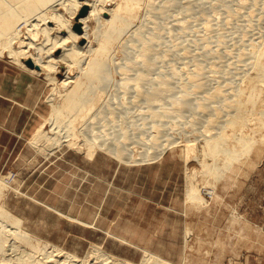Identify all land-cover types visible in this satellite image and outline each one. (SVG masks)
Instances as JSON below:
<instances>
[{
  "label": "rangeland",
  "instance_id": "rangeland-1",
  "mask_svg": "<svg viewBox=\"0 0 264 264\" xmlns=\"http://www.w3.org/2000/svg\"><path fill=\"white\" fill-rule=\"evenodd\" d=\"M78 1L82 0H65L63 4L57 5V10L56 8L55 10L62 16L65 22L70 20L76 23L75 21L81 14V9L78 11V8L75 6ZM150 1L151 0H144L139 5L140 7L137 8L136 17H138V20H136V18L134 19L135 27L132 31L141 26L142 28L139 27L136 30L142 31L140 33L143 35L145 34L146 36L144 35V37L147 38V40L153 35L151 33L155 34V31L156 34L158 32L161 34V40H159L161 43L155 44L157 47L154 46L155 48L151 49L155 56L157 55L155 52L158 53L157 58L153 57L155 61L157 59L158 63L151 60L153 62L152 65L154 63L155 65H153V67H149L152 65H148V67L153 71L148 70V67H146L147 70L145 69L150 75L145 72L144 75L146 74V76H143V78L141 76L136 77L137 75H134L136 72H133L131 69L128 71V67L125 64H129L132 60L130 64L133 62H135V64L136 62L139 65L141 64V56L138 55L140 54L139 49H141V43H136V40H138L137 38H134L136 40L132 38L134 42H131L132 40L130 38L133 35L132 33L123 35L118 42H115L109 51L110 53L108 52V54H110L108 55V67L112 72L111 78L113 79L108 89L111 90L113 94L115 93L120 96V101H117L114 107H119L118 109L124 110L127 116L118 117L119 113L117 112V114L112 116L114 118L96 117L95 119L97 120H95L92 117L89 123H87L88 121L85 123V127L87 126L86 129L85 127L83 129V131H85L88 130L89 127H91V129L94 127V132L99 133L98 129L104 126V134L105 136L108 135L105 137L108 140L107 142L123 141L129 148H133L132 151L135 155L138 153L145 155V151L156 154L154 152L157 149L156 146L152 145L154 148L151 147L149 151L148 146L146 147L143 143L146 142V139H150L152 135L154 136L156 132H161L157 140L158 144L166 140L176 141L175 145L166 148L167 151L157 160L143 163L139 161L138 163L128 164L120 162V159L112 156L107 150L99 149L98 146L95 147L96 154L91 158L87 153L89 152L88 146L84 145V138L81 134L76 137L79 147H70L71 145L64 143L62 146L59 145L61 147L59 148L58 144L56 145V143L52 142L54 140L48 142L44 138L37 139L38 137H35L36 133L42 127L48 135H52L53 133L50 131L51 123L48 121L53 112V107L49 99L52 96L57 102L63 101L67 91L64 90L65 88L62 87L61 82L63 78H65L66 69L57 70L60 71L59 74H55L54 71L56 69L53 70V72H51V70V76L57 79L56 81H51L43 75L37 76L35 73H32L19 61L10 57L8 52L10 48L17 51L18 45H20L21 42H24L25 46H27V43L30 41L34 43V45L28 49L30 54H35V50L39 47L46 48L45 52L48 51V49H51L53 46L52 40L49 39L50 43L47 44L46 42H49V40L43 35L41 29L44 28L47 23L49 27L53 28L55 24L53 21L47 23H45L44 20V22L39 21L37 28L34 30L37 31V33L39 32L38 36L40 35L39 37L37 36L38 39H36V37L30 36L27 29L24 30L26 27L24 20L25 17L30 14V7L32 5H42L44 2L48 3V0H0V43L4 42V40L12 42L10 48L5 47L0 51V178H2V180L4 179L3 182L6 186L5 194L0 197V204L3 203L4 208L8 212L20 219L22 230L31 236L28 245H25L27 242L24 243L18 240V243H21L23 248V252H18H20L19 254L25 255L26 252L31 253L33 247L38 248L39 245V250H41H37L33 253L36 258L42 257L40 253L45 247L47 252H52L54 255L59 256V258L61 257L63 261L65 254L75 256L77 259L81 260L89 255L97 256V253L101 254L100 252H103L118 259L122 258L121 260L126 262H132V264H141L147 252L170 264H264V139L261 141L262 137L264 138V129L259 127L261 125L256 123L257 120L255 121L257 109L256 111L255 109H250L253 112L251 113L249 110L247 113L250 115L248 116L249 119H251L252 115V119H254L252 121L250 120L251 123H247L245 130H241L242 127H239L240 129L236 128L234 129L235 131H233V128L231 129L229 127L226 130L227 132L225 131V134L232 136L230 133L236 132L232 137L228 135V137L231 138V142L234 143V135L236 136L243 132L245 135H251L252 131H257L258 135L256 137L259 138L258 144L255 145L250 154L243 158V164L240 162L238 163L239 165H235L238 172H234L231 168V170L225 173L226 177H224L222 181H219L215 188H212L211 185L204 184L206 182L202 180L203 171H208V168H201L200 164H202V157H200L201 154L199 153L198 144L194 143L193 152H189L188 155L187 143L184 140L189 139L190 142L193 143L194 139L199 136L201 132L206 133L205 128L208 126L205 125H207L206 118H208V115L206 114L208 108L206 109L207 111H203L205 113L199 112L198 109L195 110L194 108L191 109L190 112L187 111L186 113L184 111L185 113L183 112V115L182 113L179 115L174 112V107L177 109L179 106L173 107V105H171L172 100L181 95V90L178 91V88L181 85L188 84L189 82L187 79L189 74L192 76V74L197 73L196 71L200 72L201 70L205 73L207 70L205 74L201 72V75H217L220 77L222 76V79L221 81L219 79L217 82H206L207 84H205L207 86H202L204 90H207L206 92L200 88L199 90L189 88L187 91L190 93V97H188L190 99H195V101H193L195 105L196 101L203 102L202 97L204 95L209 96L211 93L213 94V87L215 86L221 87L220 89L222 91H230L233 93L243 85V80L241 78L246 76L247 62L250 64V62L253 61L250 56L253 46L254 48H260L261 43L259 45L257 41H264V2H262L264 0H222V3L220 0H208L207 2H200L201 4L194 2L195 4H192L193 7L190 10H185L186 8L184 9L182 7L183 4L189 3L190 0H181L182 2L179 1L180 6L178 4L176 6L179 7L170 9L168 15H165V8L162 10V3L164 2L165 4L166 0H162L163 2L161 0H153L155 1H152V4L155 3L153 5V8H155L154 10L149 7ZM190 2L193 3V0ZM107 3L108 7L112 8L116 3H122V0L109 1ZM222 4L229 7V10L226 7H222ZM99 7H101V5ZM147 7L151 10L150 12H148ZM158 7H160L161 10H158L160 9ZM140 8L142 9L139 10ZM52 11L53 10H51V12L49 11V14L52 13ZM154 12L155 15L153 14ZM20 13L25 15L28 13V15H24V18L21 17L22 19H18ZM163 13L164 16H161ZM144 14L145 17L143 16ZM148 14L149 17L147 16ZM104 16V19L109 18L108 15ZM156 17L157 19H155ZM160 17L164 18L162 19ZM151 18L157 23L154 24L153 20H150ZM20 21L21 23H19ZM61 24L63 25V23ZM203 25L206 27L209 26V28L203 27ZM98 26L96 20H92L89 23V40L93 46H97L98 43L94 34L95 31H98ZM251 28L254 29L252 30ZM15 30H21L19 31L20 37H15ZM25 31H27V34ZM56 32H52L51 38L53 37V40L57 35ZM141 35L138 37H143ZM127 39L131 40L130 43ZM253 41H255L256 44ZM147 42L148 44L150 43V41ZM244 42H246L248 46L244 44ZM133 43L135 45H133ZM137 45L140 47H137ZM249 45L253 46L250 47ZM25 46L24 48L26 49L27 47ZM135 47L136 49H134ZM183 47L184 49H182ZM233 47H235V49ZM1 49L2 46L0 45V50ZM247 49L248 51H246ZM130 51H132L131 54ZM153 53H151V59L152 56H154L152 55ZM54 54L59 56L60 51ZM136 56L140 59H136ZM178 59L180 60L177 61ZM195 64H199V67ZM132 66L142 70V66L138 68L135 65H131V67ZM214 66H216V68ZM233 66L235 68H233ZM79 69V67L74 68V72L72 73L74 75H79L81 82H85V84L83 83V89H86V85L90 84L88 82H90L92 78L82 73L80 74ZM124 69H126L127 72H130V70L132 71L128 74L129 77L127 76V72L125 74L126 70L123 71ZM118 71H122L125 75L121 77ZM169 71H171V73ZM130 75L133 77L135 76V78H132ZM123 76L129 79L131 77L128 81L126 77L124 78L127 83L129 82V86L126 83L125 87L127 88L125 89L123 87V90L118 92V90L116 91L118 88L113 86L116 83L114 80L119 81ZM237 76L238 78H236ZM144 77L149 79L145 80ZM142 79H144L146 83ZM162 79L169 85L177 86V89H171L170 87V90L167 85V88L164 87L165 85L163 86L161 83L164 82ZM158 80L161 81L159 82ZM137 82L140 85H138ZM147 82L149 83L148 85ZM150 82L154 84V89H157V86L161 85V88L160 86L158 87L160 88L159 90H161V98L159 97L160 101L153 103V108L151 104L142 101L145 98L144 94L148 86L151 84ZM229 82L231 85H228L230 84ZM133 83L138 85H136L137 88L142 86L140 87L141 90L138 89L141 95L136 89L131 88L134 85ZM95 85L101 88L103 84L96 83L94 86ZM150 86L148 90L151 91L152 85ZM162 88H164L163 91ZM130 90H136L134 92L138 94L131 92L132 96L134 95L132 97L130 95L131 93L129 94ZM200 90L205 92L203 96L202 94L204 92ZM94 91V93L97 94V89ZM87 92H89V90ZM176 92L180 95H175ZM108 93L110 95V91H108ZM108 93L106 92L104 94L102 100L104 102H100V98L98 99L97 106L105 105L107 97H109ZM172 93L175 98L171 100L170 95L173 98ZM137 95H139V97H137ZM165 96L168 98L170 97L169 100L167 97L165 98ZM211 97L212 96H210L209 100H205L204 102L208 101L207 104L210 102L209 104H211L214 109L215 107L218 109L220 108V110L227 109L226 107L224 108L226 105L223 101H218L216 98H212V100ZM262 98L264 99V92ZM215 99L216 101L214 102ZM228 101L231 103L233 100L228 99ZM149 105H151V107H149ZM167 105L169 107H167ZM180 108L182 110V107ZM84 111L86 112V110ZM84 111H80V113L82 112L83 114L77 115V118L80 116L78 120L75 119L76 117H73L75 115L74 113H72V115H70L71 113H67L65 115H68V117H63L69 119L71 116V120L75 119L74 126L80 129L82 124H84L82 118L85 117L87 119L86 116L88 115ZM172 112L173 114H171ZM194 112L198 114H194ZM199 113H201V116ZM68 119L66 121H68ZM149 119L153 120L150 122ZM94 121H96V124ZM202 121H205V127H203L204 122ZM254 121L255 125L253 124ZM88 124L90 125L88 126ZM92 124L96 126H91ZM63 126L64 124H62V128H64ZM120 129L121 132L119 131ZM140 130L143 131L141 132ZM183 131L187 132L183 133ZM217 131V129L213 130L212 133L215 134ZM154 137H152V141ZM34 141L39 143L36 145ZM157 150L159 151V149ZM186 154L188 160H190L189 162H187ZM208 162L209 161H207V163ZM195 171L197 175L195 178L191 177L190 175H194ZM4 177H8V179ZM193 179L196 183L192 181ZM192 184L199 188L198 195L200 193L199 198L200 202L202 201L201 205L205 207L209 206V209H201L195 212L196 209L193 210V204L187 202L188 195L186 194ZM235 225L236 229H233ZM204 226L206 228H204ZM229 230H236V233L240 231L241 236L236 238L235 232H228ZM219 235H223L221 236L222 238H218ZM217 239L220 240L219 242L221 244L216 245ZM11 252L9 251L8 255L14 254ZM93 258L96 260L95 257ZM94 260L93 262H95ZM96 262V264L102 263V261L99 260ZM65 264L73 263L69 261V263L65 262Z\"/></svg>",
  "mask_w": 264,
  "mask_h": 264
},
{
  "label": "bare ground",
  "instance_id": "bare-ground-1",
  "mask_svg": "<svg viewBox=\"0 0 264 264\" xmlns=\"http://www.w3.org/2000/svg\"><path fill=\"white\" fill-rule=\"evenodd\" d=\"M62 1V2H61ZM65 1V0H64ZM63 0H48V3L44 2L42 5H32L30 7V14L28 15V13L26 15L23 14V13H20L18 19H20L21 17H23L24 15L26 16L25 17V20L24 22L26 23V27L24 28L28 30V33L30 34V36L32 37H36V39H38V33L37 31H34L35 28H37L38 26V23L39 21H45V23L47 22H51L53 21L55 26L54 28L53 27H49L48 26V23L46 24V26L44 28L41 29V32L43 33V35H45L46 39L47 40H52V47L51 49L48 51L45 52V49L43 47H39L35 50V54H30V52L28 51L29 47H32L34 45L33 42H28L27 43V46H25V43L24 42H21L20 45H18V50L15 51L14 49H11L10 46H12V42L11 41H6L4 40V42H1L0 45L2 46V49L0 51H2L5 47L6 48H10L9 50V56L12 57L13 59L19 61L23 66H25L27 69H29L32 73H35L37 76H41L43 75L44 77H47V79L51 80V81H56L57 79L54 77V76H51V72H53V70H55V74H59L60 71H57V70H61V69H66L65 71V75L61 82V85L63 88H65L64 90H66V94H65V97L63 98V101L62 102H57L55 100L54 97L51 96V98L49 99L51 104H52V109H53V112H52V115H51V118H49V122L51 123V132L52 135H48V133L45 132V130L42 128L39 129V131L36 133V136L35 137H38L37 139H42L44 138L46 141H52L53 143H56V145L58 144V146H62V144L66 143L68 145H71L70 147H77L78 144H77V141H76V137L79 136L80 134L83 136L84 138V145L88 146V149H89V152L88 155L93 158L94 155L96 154L95 153V147L98 146L99 149L101 150H107V152L111 153L112 156H115L117 157V159H120V162H125V163H138L139 161L140 162H149V161H154V160H157L159 158H161L163 155H164V152L167 151L166 148H168L169 146H173L175 145L176 141H169V140H166V141H163L162 143L158 144V138H159V135L161 132H156V134L152 137L153 138V141H152V137H150V139H146L145 141L146 142H143L145 144V146L147 147L148 146V150L150 151V148L153 147L152 145L156 146L157 149H159V151L156 149V151H154L156 154H151L150 152H146L145 151V155H142L141 153H138L137 155L133 154V151H132V147L129 148V146L126 145V143H123V141H114V142H107L108 140L105 138V127L102 126V128L98 129L99 133H95V128L92 127L93 129H91V127L88 128V130H85L83 131L84 127H85V123H89L90 119H92V117L95 119L96 117L100 118V117H103V118H109V117H112L114 114H117V112L119 113V116L118 117H124V116H127V114H125V111L122 110V109H118L117 107H114V104L117 102V101H120V96H118L117 94H113L111 90H109L108 88L110 87V83L113 81V79L111 78L112 76V72L109 70V62H108V52L110 51V49L112 48V46L114 45L115 42H118L121 37L127 33H132V37L130 38L131 40L127 39L128 42L130 43L131 42H134V38H137L138 40H136L135 42L138 44V43H141V49H139V53L138 55L141 56V64L139 65L137 62L135 64V62H133L132 64H130L131 62H129V64H125L127 65V69L129 71V69H131L133 72H136L134 73V75H137L136 77H142L143 76H146V74L150 75L149 72H146L145 69L147 70L146 67H148V65H152L153 62H157V59L155 61V57L157 58L158 56V53H156L155 51V54H157L156 56L154 55V53L151 51L152 48H155L154 46L157 47V45L155 44H159L161 42H159V40H161V34L158 32L156 34V31H155V34L154 33H151L153 34L152 36L149 37V39L147 40V38L144 37V35L140 32L142 31H137L136 29H138L139 27L142 28L141 26H139L138 28H135L134 31H132V29H134V19L136 18V20H138L136 17V11H137V8L140 7L139 5L141 4V2H143L144 0H122V3H119L116 5H114L112 8H109L108 7V3L109 1H115V0H82V1H78L77 4L75 5L78 9V11L81 9V14H80V17L77 18V20L75 21L76 23H73L71 22L70 20L69 21H66L62 18V16L56 12L57 8L56 6L57 5H61L63 4L64 2ZM151 0L149 3H150V9L154 10L155 8H153V5L155 4H152L153 1ZM157 1V0H156ZM162 1V0H161ZM165 1V0H164ZM181 0H166V3L164 4V2L162 3L163 4V7H162V10H164V8L166 9V13L165 15L167 14L168 15V12H170L169 10L172 9V8H177L180 6V2ZM191 1V0H190ZM189 3H185L183 4V8L185 10H190L193 6L192 4H195V3H202V2H207L208 0H193V3L190 2ZM221 3H222V0H220ZM68 2V1H67ZM73 2V1H72ZM182 2V1H181ZM185 2H188V1H185ZM195 2V3H194ZM218 2V1H217ZM255 2V1H253ZM264 2V1H262ZM114 3V2H113ZM148 3V2H147ZM200 3V4H201ZM225 3V2H223ZM236 3V2H235ZM259 3V2H258ZM65 4V3H64ZM67 4V3H66ZM161 4V3H160ZM179 6H176L178 5ZM213 4V3H212ZM227 4V3H226ZM260 4V3H259ZM263 4V3H262ZM70 5V4H69ZM101 5V7H99ZM159 5V4H158ZM223 6L222 7H226L227 9L229 7H227L225 4H222ZM225 5V6H224ZM68 6V5H66ZM74 6V5H73ZM72 6V7H73ZM191 6V7H190ZM198 6V5H197ZM200 6V5H199ZM212 6V5H211ZM243 6V5H242ZM264 6V5H263ZM65 7V6H64ZM71 7V8H72ZM149 7H147V10L148 12H150L151 10H149ZM155 7V6H154ZM157 7V6H156ZM181 7V8H182ZM56 8V10H55ZM160 8V7H158ZM174 8V9H175ZM200 8V7H199ZM213 8V7H212ZM211 8V9H212ZM47 9V11H46ZM60 9V8H59ZM66 9V8H65ZM142 8H140L139 10H141ZM226 9V10H227ZM52 13L49 14V11ZM76 10V11H77ZM85 10L87 11V13L85 15H83V13L85 12ZM158 10H161L158 9ZM156 10V11H158ZM168 10V11H167ZM181 10V9H179ZM202 10V9H201ZM225 10V11H226ZM229 10V9H228ZM227 10V11H228ZM59 11V10H58ZM61 11V10H60ZM172 11V10H171ZM209 11V10H208ZM216 11V10H215ZM147 12V11H146ZM159 12V11H158ZM163 12V11H161ZM160 12V13H161ZM182 12V11H181ZM187 12V11H186ZM222 12V11H221ZM25 13V12H24ZM193 13V12H192ZM227 13V12H226ZM147 14V13H145ZM145 14L143 15L145 17ZM155 15V12L153 13ZM201 14V13H199ZM208 14V13H207ZM211 14V13H210ZM213 14V13H212ZM49 15V16H47ZM83 15V16H82ZM104 15H108L109 18H105L104 19ZM152 15V14H151ZM161 15V14H160ZM175 15V14H174ZM182 15V14H181ZM180 15V16H181ZM185 15V14H184ZM202 15V14H201ZM149 17V14L147 15ZM159 16V15H158ZM161 16H164V13L161 15ZM171 16V15H170ZM179 16V17H180ZM209 16V15H208ZM215 16V15H214ZM143 17V18H144ZM147 17V18H148ZM153 17V15H152ZM173 17V16H172ZM182 17V16H181ZM264 17V16H263ZM24 18V17H23ZM162 18V17H160ZM164 18V17H163ZM162 18V19H163ZM22 19V18H21ZM67 19V18H66ZM145 19V18H144ZM157 19V17L155 18ZM197 19V18H196ZM92 20H96L97 23H98V31H95V38L97 39L98 43H97V46H93L91 44V41L89 40V33H88V28H89V23L92 21ZM149 20V18H148ZM146 20V21H148ZM150 20H153L152 18ZM191 20V19H190ZM199 20V19H198ZM205 20V19H204ZM43 21V22H44ZM145 21V22H146ZM159 21V20H158ZM162 21H165V20H162ZM171 21V20H169ZM197 21V20H196ZM203 21V20H202ZM151 22V21H150ZM154 22V20H153ZM250 22V21H249ZM21 23V21L19 22ZM35 23V24H33ZM63 23V25L61 24ZM157 22L155 21L154 24H156ZM162 23V22H160ZM166 23V22H165ZM181 23V22H180ZM184 23V22H183ZM195 23V21H194ZM197 23V22H196ZM246 23V22H245ZM258 23V22H257ZM186 24V23H185ZM206 24V22H205ZM52 25V24H51ZM170 25V24H169ZM251 25V24H250ZM22 26V25H21ZM29 26V27H28ZM156 26V25H155ZM174 26V25H173ZM202 26V25H201ZM100 27V28H99ZM137 27V26H136ZM145 27V26H144ZM180 27V26H178ZM203 27H206L203 25ZM219 27V26H218ZM206 28H209V26H207ZM215 28V27H214ZM223 28V27H222ZM78 29V30H76ZM155 29V28H154ZM171 29V28H170ZM178 29V28H177ZM200 29V28H199ZM221 29V28H220ZM252 29V28H251ZM254 29V28H253ZM252 29V30H253ZM23 30V29H22ZM57 30V32H56ZM97 30V29H96ZM143 30V29H142ZM169 30V29H168ZM175 30V29H174ZM225 30V29H223ZM21 31V30H19ZM19 31L18 30H15L14 34H15V37L16 36H19ZM56 32L57 35L54 37V40H53V37L51 38L52 36V32ZM78 31V33H77ZM153 31V29H152ZM247 31V30H246ZM27 31H25L26 33ZM138 32V33H137ZM150 32V30H149ZM182 32V31H180ZM193 32V31H191ZM197 32V31H196ZM207 32V31H206ZM225 32V31H224ZM163 33V32H162ZM173 33V32H172ZM186 33V32H185ZM184 33V34H185ZM214 33V32H213ZM255 33V32H254ZM27 34V33H26ZM28 34V35H29ZM142 34V35H141ZM149 34V33H148ZM160 34V35H159ZM164 34V33H163ZM166 34V33H165ZM177 34V33H176ZM183 34V33H182ZM189 34V33H187ZM191 34V33H190ZM194 34V33H193ZM199 34V33H198ZM221 34V33H220ZM259 34V33H257ZM22 35V34H21ZM143 36V37H138V36ZM173 35V34H171ZM216 35V34H215ZM38 36V37H37ZM146 36V35H145ZM20 37V36H19ZM18 37V38H19ZM172 37V36H171ZM201 37V36H200ZM134 40H133V39ZM190 38V37H189ZM234 38V37H233ZM41 39V38H40ZM144 39V40H143ZM193 39V38H192ZM195 39V38H194ZM201 39V38H200ZM50 40L49 42H46L47 44L50 43ZM202 40V39H201ZM232 40V39H231ZM33 41V40H32ZM96 41V40H95ZM125 41V40H124ZM147 41H150V43L148 44ZM208 41V40H207ZM244 41V40H243ZM261 41V40H260ZM260 41H257V44L261 43V47L260 48H254L253 45V49H252V52L250 54L251 56V59H253L252 62H250V64L247 62V67H246V76H244V78H241L243 81V85L240 86L237 90H235V92H227V91H222L219 87V86H215L213 87L214 89V92L213 94L211 93L209 96H205V92L207 90H204V87L202 86H207L206 82H211V81H221V77L220 76H217V75H205V76H202L201 75V70L200 72L199 71H196L197 73L195 74H192V76H190L191 74H189L188 76V73H187V76H188V84H184V85H181L179 88H178V91H180L181 95L176 92L175 95H180V97L178 96L177 98H175V96L173 95V92L172 95H173V98L172 96L170 95L171 97V105L174 106H179L177 109L176 107H174V112L177 113V114H181L182 115L187 111L190 112L191 109H198V111L200 112H203L205 111L207 108H208V112L206 115H208V118H206V123L207 125H205V121H202L204 122L203 123V127L205 126H208L207 128H205V132L206 133H200L199 136H197L195 139H194V142L191 143L189 139H184L185 142L187 143V148H188V155H189V152H193V149H194V143L198 144V148H199V153L201 154L200 157H202V161L200 164L201 165V168L205 169V168H208V171H203V182L205 181L206 183L204 184H209L212 186V188H215V186L218 184L219 181H222L225 176V173H227L228 170H231V168L234 170V172H238L237 168H235V165L238 164V163H242L243 164V158H245L248 154L251 153L252 149L255 147V145L258 144L259 142V138L256 137L258 135V132L257 131H252V134L251 135H245V134H239V135H234V140L235 142L232 143L231 142V138L228 137V135H226L225 133L227 132L226 130L230 127L231 129L233 128V131H235L234 129L236 128H239V127H242L241 130H245V127L247 126V123L250 122V120L252 121V117L251 119H249L247 113L249 112V110H254L256 111L257 109V113L255 114L256 115V123H259V127L263 128L264 129V99L262 98L263 97V92H264V41L260 42ZM123 42V41H122ZM225 42V41H224ZM248 42V41H247ZM252 42V41H251ZM255 42V41H253ZM37 43V41H36ZM124 43V42H123ZM227 43V42H226ZM235 43V42H233ZM126 44V42H125ZM192 44V43H191ZM214 44V43H213ZM239 44V43H238ZM244 44H246V42H244ZM243 44V45H244ZM256 44V42H255ZM131 46L135 45L133 43L130 44ZM161 45V44H160ZM218 45V44H217ZM216 45V46H217ZM231 45V44H230ZM248 46V44H246ZM245 45V46H246ZM27 47L26 49L24 48ZM119 46V45H118ZM127 46V45H126ZM198 46V45H197ZM195 46V47H197ZM206 46V45H205ZM250 46V45H249ZM250 46V47H251ZM137 47H140L137 45ZM160 47V46H159ZM167 47V46H166ZM244 47V46H242ZM34 48V47H33ZM32 48V49H33ZM36 48V47H35ZM162 48V47H161ZM176 48V47H175ZM187 48V46H186ZM235 49V47H233ZM249 48V47H248ZM132 49V48H131ZM136 49V47L134 48ZM160 49V48H159ZM180 49V48H179ZM184 49V47L182 48ZM192 49V48H191ZM223 49V48H222ZM190 50V49H189ZM60 51V55L59 56H56V54H54L55 52H58L59 53ZM123 51V50H121ZM126 51V50H125ZM141 51V52H140ZM165 51V50H164ZM217 51V50H216ZM248 51V49L246 50ZM112 52V51H111ZM137 52V51H135ZM224 52V51H223ZM230 52V51H229ZM110 53V52H109ZM132 53V51H130V54ZM138 53V52H137ZM135 53V54H137ZM151 53H153L152 55V59L150 58L151 57ZM177 53V52H176ZM247 53V52H246ZM116 54V53H115ZM178 54V53H177ZM192 54V53H191ZM1 55V54H0ZM129 55V54H128ZM161 55V54H160ZM168 55V54H167ZM166 55V57H167ZM176 55V54H175ZM223 55V54H222ZM249 55V54H248ZM135 56V55H134ZM169 56V55H168ZM178 56V55H177ZM112 57V56H111ZM110 57V58H111ZM115 57V56H114ZM126 57V56H125ZM129 57V56H128ZM137 57V56H136ZM154 57V58H153ZM165 57V56H164ZM194 57V56H193ZM219 57V56H218ZM109 58V59H110ZM116 58V57H115ZM130 58V57H129ZM163 58V57H162ZM168 58V57H167ZM173 58V57H172ZM230 58V57H229ZM113 59V58H112ZM138 59V57L136 58ZM138 59V60H139ZM221 59V58H220ZM239 59V58H238ZM12 60V59H11ZM127 60V59H126ZM137 60V61H138ZM151 60H154L153 62ZM166 60V59H165ZM180 59H178L177 61H179ZM185 60V59H184ZM228 60V59H227ZM242 60V58H241ZM113 61V60H112ZM170 61V60H169ZM176 61V60H175ZM206 61V60H204ZM225 61V60H224ZM120 62V61H119ZM128 62V61H126ZM168 62V61H167ZM183 62V61H182ZM226 62V61H225ZM238 62V61H237ZM115 63V62H114ZM117 63V62H116ZM125 63V62H123ZM143 63V64H142ZM170 63V62H168ZM217 63V62H216ZM29 64L31 65V67L29 66ZM112 64V63H111ZM186 64V63H185ZM215 64V63H214ZM213 64V65H214ZM218 64V63H217ZM216 64V65H217ZM223 64V63H221ZM113 65V64H112ZM130 65V66H129ZM131 65H135L137 66V68L139 66H142V70L141 69H136V67H131ZM145 65V66H144ZM155 65V63L153 64ZM152 66H149V67H153ZM159 65V64H158ZM171 65V64H170ZM177 65V64H176ZM197 65V64H195ZM199 65V64H198ZM197 65V67H199ZM201 65V64H200ZM224 65V64H223ZM249 65V66H248ZM123 66V65H122ZM165 66V65H164ZM178 66V65H177ZM185 66V65H184ZM29 67V68H28ZM76 67H79L80 69V74L82 73L83 75H86V76H89L91 77V81L88 82L90 84L86 85L87 88L86 89H83L84 87V84L85 82H81L80 78H79V75H74L72 72H74V68ZM111 67V66H110ZM116 67V66H115ZM121 67V66H120ZM130 67V68H129ZM145 67V68H144ZM148 67V70H152V69H149ZM216 68V66H214ZM232 67V66H231ZM141 68V67H140ZM157 68V67H156ZM196 68V67H195ZM225 68V67H224ZM233 68H235L233 66ZM111 69V68H110ZM115 69V68H114ZM144 69V71H143ZM183 69V68H182ZM198 69V68H197ZM220 69V68H218ZM52 70V71H51ZM126 69H124L123 71H125ZM130 70V72H132ZM135 70V71H134ZM137 70V71H136ZM142 72H140V71ZM159 70V69H158ZM178 70V69H177ZM189 70V69H188ZM203 70V69H202ZM226 70V69H225ZM238 70V69H237ZM244 70V69H243ZM51 71V72H50ZM153 71V70H152ZM186 71V70H185ZM207 71V70H206ZM205 71V73H206ZM211 71V70H210ZM209 71V72H210ZM219 71V70H218ZM224 71V70H223ZM235 71V70H234ZM239 71V70H238ZM245 71V70H244ZM127 70L125 71V74H126ZM130 72H127V76L129 77V73ZM146 72V74L144 75V73ZM171 73V71H169ZM176 72V71H175ZM189 72V71H188ZM192 72V71H191ZM208 72V73H209ZM222 72V71H221ZM240 72V71H239ZM178 73V72H177ZM204 73V72H202ZM204 73V74H205ZM212 73V71H211ZM219 73V72H218ZM242 73V72H240ZM115 74V73H113ZM118 74L121 75H125L122 71H118ZM141 74V75H140ZM158 74V73H157ZM160 74V73H159ZM173 74V73H172ZM176 74V73H175ZM203 74V75H204ZM223 74V73H222ZM221 74V75H222ZM82 75V76H83ZM185 75V74H184ZM202 77H201V76ZM225 75V74H223ZM231 75V74H230ZM132 78H135V76L133 77L132 75H130ZM155 76V75H154ZM171 76V75H170ZM239 76V75H238ZM238 76L236 78H238ZM243 76V75H242ZM85 77V76H84ZM126 77V76H125ZM123 76L122 79H120L119 81L118 80H114L119 83H115L113 86H116L118 89H116V91L118 90V92L121 90H123V87L126 89L127 87H125L126 85V79L127 81L131 79L125 78ZM148 77V76H147ZM79 78V80H78ZM145 78V77H144ZM228 78V77H227ZM87 79V77H86ZM137 80H139L138 78H136ZM148 80L149 78H145V80ZM158 79V78H157ZM156 79V80H157ZM186 79V78H185ZM89 80V78H88ZM141 80V78H140ZM144 82L145 80L142 79ZM152 80V78H151ZM149 80V81H151ZM163 80V79H162ZM180 80V79H179ZM123 81V82H122ZM134 81V80H133ZM148 81V82H149ZM154 81V79H153ZM159 81V80H158ZM161 81V80H160ZM159 81V82H160ZM164 81V80H163ZM186 81V80H185ZM122 82V83H121ZM147 82V85L149 84ZM235 82V81H234ZM59 83V82H58ZM84 83V84H83ZM103 84L101 85V88L100 86L98 85H95L94 84ZM135 83V82H134ZM133 83V84H134ZM138 83V82H137ZM146 83V82H145ZM144 83V84H145ZM151 83V82H150ZM163 84L164 87H168V89H175L177 86L175 85H169L166 81L164 82H161ZM181 83V81H180ZM184 83V82H183ZM206 83V84H205ZM230 83V82H229ZM233 83V82H232ZM124 84V85H123ZM128 86H129V82L127 83ZM217 84V83H216ZM237 84V83H236ZM239 84V83H238ZM242 84V83H241ZM123 85V86H122ZM137 85V84H136ZM136 85L134 84L133 87H131L132 89H136L138 91V89H140V86L139 88L136 87ZM138 85H140L138 83ZM137 85V86H138ZM152 85V90H148L149 89V86ZM148 88L147 87H144V88H147L146 90V93L144 94L145 98L142 100L143 102H147V104H153L157 101H160L159 99L161 98L160 97V92L161 90H159L161 88V85L160 88H158L159 86H157V89H154L155 86L153 87V83H151ZM157 85V84H155ZM215 85V84H214ZM228 85H231L228 84ZM234 85V84H233ZM232 85V87H233ZM240 85V84H239ZM56 86V85H55ZM132 86V85H131ZM162 86V87H163ZM192 86V87H191ZM122 87V88H121ZM151 87V86H150ZM166 87V88H167ZM226 87V86H225ZM231 87V86H229ZM71 88V89H69ZM97 89L96 93L95 94L94 90ZM189 88H195V89H203L204 92L202 94V98H203V102L205 100H209L210 99V96L211 99L213 98H216L218 101H223L225 103L226 106H224V108L226 107L227 109H221L220 108H216L215 109L213 108V106L211 104H207V102H198L196 101V105L193 103V101H195V99H190L189 95L190 93L187 91ZM224 88V87H223ZM55 89V88H54ZM114 89V88H113ZM112 89V90H113ZM143 89V88H142ZM164 88H162V91H163ZM170 89V90H171ZM177 89V88H176ZM229 89V88H228ZM89 90V92H87ZM129 90V89H127ZM136 90H130L129 94L131 92L133 93H137V92H134ZM141 90V89H140ZM139 90V91H140ZM145 90V89H144ZM91 91H92V94H91ZM108 91H110V95L108 93ZM138 91V93H139ZM169 91V90H168ZM194 91V90H193ZM232 91V90H231ZM108 93V96L110 97H107V100H106V103L105 105L103 104L102 105H98L97 106V102H98V99L100 98V102H104L102 101L103 98H104V94L105 93ZM167 92V91H166ZM172 92V91H171ZM89 93V95H88ZM128 93V91H127ZM137 93V94H138ZM144 93V91H143ZM201 93V92H200ZM124 94H125V91H124ZM141 95V92L139 93ZM168 94V93H167ZM61 95V94H60ZM126 95V94H125ZM124 95V96H125ZM132 96V93L130 94ZM143 95V94H142ZM201 95V94H200ZM64 96V95H62ZM61 96V97H62ZM122 96V97H124ZM134 96V95H133ZM132 96V97H133ZM189 96V97H188ZM137 97H139V95H137ZM141 97V96H140ZM160 97V98H159ZM167 96H165L166 98ZM169 97V98H170ZM194 97V96H193ZM199 97V96H198ZM126 98V96H125ZM164 98V99H165ZM168 98V97H167ZM168 98V100H169ZM127 99V98H126ZM138 99V98H137ZM198 99V98H197ZM212 99V100H213ZM216 99L214 100V102L216 101ZM228 99H232L233 101L230 103L228 101ZM133 100V99H131ZM135 100V99H134ZM170 100V101H171ZM137 101V100H136ZM135 101V102H136ZM163 101V100H162ZM211 101V100H210ZM128 102V101H126ZM166 102V101H164ZM213 102V101H212ZM139 103V102H138ZM137 103V105H138ZM162 103V102H161ZM167 103V102H166ZM227 103V104H226ZM229 103V104H228ZM99 104V103H98ZM136 104V103H135ZM141 104V103H140ZM160 104V103H159ZM164 104V103H163ZM214 104V103H213ZM115 108H113L112 107ZM145 105V104H144ZM143 105V106H144ZM151 105H149V107H151ZM170 105V104H169ZM117 106V105H115ZM156 106V104H155ZM162 106V105H161ZM166 106V105H165ZM154 106L152 105V108ZM167 107H169L167 105ZM166 107V108H167ZM171 107V106H170ZM171 107V108H173ZM182 107V110L181 108ZM184 107V108H183ZM221 107V106H219ZM138 108V107H137ZM147 108V107H146ZM164 108V107H163ZM169 108V109H171ZM151 109V108H150ZM159 109V108H158ZM185 109V110H184ZM189 109V110H188ZM230 109V110H229ZM232 109V110H231ZM86 110V112L84 111ZM141 110V109H140ZM154 110V109H153ZM193 110V111H195ZM250 110V111H251ZM80 111H84L86 114H88L86 117L87 119L85 118H82V120H84V124H82V126L80 127V129H77L75 126H74V120H78L80 118H77L79 114H83L82 112L80 113ZM185 111V112H184ZM207 111V110H206ZM145 112V111H144ZM153 112V111H152ZM184 112V113H183ZM197 112V111H195ZM194 114H198V113H195ZM253 111H251L252 113ZM67 113H71L70 115H72V113H74L73 118L74 120H71L72 118L69 117L68 121H66L67 119L64 118V117H68V115H65ZM136 113V112H134ZM149 113V111H148ZM147 113V114H148ZM164 113V112H163ZM205 113V112H203ZM202 113V114H203ZM250 113V114H251ZM130 114V113H129ZM150 114V113H149ZM154 115H156L155 113H152ZM173 114V112L171 113ZM201 113H199L200 115ZM133 115V114H132ZM159 115V113H158ZM64 116V117H63ZM129 116V115H128ZM131 116V115H130ZM164 116V115H163ZM167 116V115H166ZM165 116V117H166ZM176 116V114H175ZM194 116V115H193ZM192 116V117H193ZM201 116V115H200ZM163 117V118H165ZM180 117V116H179ZM63 118V119H62ZM114 118V117H112ZM148 118V117H147ZM155 118V116H154ZM159 118V117H157ZM176 118V117H175ZM185 118V117H184ZM198 118V117H197ZM204 118V117H203ZM66 119V120H64ZM102 119V118H101ZM130 119V118H129ZM196 119V118H195ZM208 119V121H207ZM97 120V119H95ZM99 120V119H98ZM128 120V119H127ZM139 120V119H137ZM143 120V119H142ZM150 120V119H149ZM153 120V119H151ZM150 120V122H151ZM160 120V119H159ZM157 120V121H159ZM164 120V119H162ZM170 120V119H169ZM178 120V119H177ZM188 120V119H187ZM201 120V119H199ZM205 120V119H204ZM64 121V122H63ZM93 121V120H91ZM113 121V120H112ZM120 121V120H119ZM123 121V120H122ZM255 121H254V125H255ZM96 121H94L95 123ZM143 122V121H142ZM148 122V121H146ZM174 122V121H173ZM153 123V122H152ZM251 123V122H250ZM249 123V124H250ZM62 124H64V128H62ZM91 124V123H90ZM88 124V126L90 125ZM96 124V123H95ZM95 124H92L91 126H94ZM105 124V123H104ZM133 124V123H132ZM147 124V123H146ZM190 124V123H188ZM187 124V125H188ZM76 125V124H75ZM136 125V124H135ZM161 125V124H160ZM205 125V126H204ZM96 126V125H95ZM132 126V125H131ZM143 126V125H142ZM185 126V125H184ZM189 126V125H188ZM192 126V125H191ZM258 126V125H257ZM87 127V126H86ZM85 127V129H86ZM98 127V126H97ZM113 127V126H112ZM133 127V126H132ZM161 128V127H160ZM163 128V127H162ZM196 128V127H195ZM244 128V129H243ZM43 129V131H42ZM112 129V128H111ZM115 129V128H114ZM154 129V128H153ZM157 129V128H156ZM192 129V128H191ZM218 130L215 134L212 133L213 130ZM240 129V128H239ZM256 129V128H255ZM123 130V129H122ZM126 130V129H125ZM133 130V128H132ZM145 130V129H144ZM159 130V129H158ZM157 130V131H158ZM164 130V129H163ZM168 130V129H167ZM183 130V129H181ZM262 130V129H261ZM82 131H83V134H82ZM121 132V129L119 130ZM141 131V130H140ZM143 131V130H142ZM141 131V132H142ZM154 131V130H153ZM226 131V132H225ZM264 131V130H263ZM113 132V130H112ZM117 132V131H116ZM187 132V131H186ZM183 131V133H186ZM242 132V131H241ZM262 132V131H261ZM118 133V132H117ZM123 133V132H122ZM133 133V132H132ZM135 133V132H134ZM192 133V132H191ZM212 133V134H211ZM236 133V132H234ZM233 132L230 133L234 134ZM238 133V132H237ZM240 133V132H239ZM104 134V135H103ZM250 134V133H249ZM113 135V134H112ZM260 135H263V134H260ZM259 135V136H260ZM231 136V135H229ZM231 136V137H232ZM176 137V136H175ZM187 137V136H185ZM108 138V137H107ZM181 139V138H180ZM264 138L262 137L261 141L263 140ZM36 140V139H35ZM56 140V142H55ZM37 141V140H36ZM196 141V142H195ZM35 142V141H34ZM142 142V141H140ZM36 143V142H35ZM39 143V142H38ZM36 143V145L38 144ZM178 143V142H177ZM83 144V143H82ZM141 144V143H140ZM180 144V143H178ZM177 144V145H178ZM54 145V144H53ZM52 145V146H53ZM55 145V146H56ZM67 145V146H68ZM59 146V148H61ZM79 147V146H78ZM260 147V146H259ZM54 148V147H53ZM56 148V147H55ZM154 148V147H153ZM82 149V147H81ZM140 149V147H139ZM58 150V148H57ZM79 150V148H78ZM83 151V150H82ZM99 151V150H98ZM153 151V150H151ZM158 151V152H157ZM255 151V150H254ZM79 152V151H78ZM104 152V151H103ZM140 152V150H139ZM80 153V152H79ZM83 153V152H82ZM135 153V152H134ZM108 154V153H107ZM191 154V153H190ZM196 154V152H195ZM199 154V155H200ZM89 157V159H90ZM186 157H187V154H186ZM194 158V157H193ZM248 158V157H247ZM196 159V158H195ZM194 159V160H195ZM198 159V158H197ZM208 159V160H206ZM187 160H188V157H187ZM205 160V161H204ZM190 160H188L187 162H189ZM199 161V160H197ZM207 161H209L207 163ZM199 163V162H198ZM245 163V162H244ZM239 165V164H238ZM207 170V169H206ZM193 171V170H192ZM196 171L194 172V175H190L191 177H194L196 176ZM202 175V174H201ZM9 177V176H8ZM5 178V179H8ZM4 180V179H3ZM2 178H0V197H2L5 192H6V186H5V183L3 182ZM197 180V179H196ZM192 181H194V183H196V181L193 179ZM206 185V186H207ZM190 186V185H189ZM198 189L196 186H194L192 184V186L188 189V192L186 195L187 196V202L190 203V204H193V210L196 209L195 212H197L198 210H201V209H209V206H202L201 205V202H200V198H199V195H198ZM214 194V193H213ZM1 199V198H0ZM3 199V198H2ZM5 199V198H4ZM37 201V200H36ZM51 209V208H50ZM56 211V210H54ZM194 212V213H195ZM58 213V212H57ZM62 215V214H61ZM234 215V214H233ZM20 219L13 216L12 213L8 212L4 206H3V203L0 204V264H65L66 263H69L72 262L73 264H96L97 260L99 261H102L101 264H132V262H126L124 260H121V259H118L116 257H113L111 256L110 254H107V253H103V252H100L101 254L97 253L98 255L97 256H87L85 259H77L75 256H71V255H68V254H65L64 255V261L61 259V257L59 258V256L57 255H54L52 252H47L45 250V247L44 249H42V252L40 253L42 255L41 258H36L35 254V251H40L39 250V245H38V248L37 247H33V251L30 253V252H26L25 255L23 254H19L20 252L18 251H22V246H21V243H18L19 241L21 242H24L27 244L25 245H28L29 242H30V239H31V236L22 230V227H21V223H20ZM81 222V221H80ZM241 224V223H240ZM204 225V224H203ZM92 226V225H91ZM235 227V228H234ZM233 227V229H236V225ZM204 228H206L204 226ZM253 228V227H251ZM234 231L235 232V237H239L241 236V232L238 231L236 233V230H229L228 232H232ZM227 232V233H228ZM221 233V232H220ZM32 235V234H31ZM34 235V234H33ZM234 235V234H232ZM221 236L223 235H219L218 238H222ZM232 237V236H231ZM230 237V239H231ZM233 238V237H232ZM19 240V241H18ZM224 240H227V239H224ZM217 244L216 245H219L221 244L219 241L220 240H216ZM18 243V244H17ZM31 245V244H30ZM33 246V245H32ZM98 248V247H97ZM96 248V249H97ZM11 252V253H14L13 255H8V252ZM23 252V251H22ZM39 253V252H38ZM145 254V253H144ZM115 255V254H114ZM96 260H94V258ZM119 257V256H118ZM93 260L95 262H93ZM63 261V262H62ZM99 263V262H98ZM134 264V263H133ZM137 264V263H136ZM141 264H170V263H167V261H164L163 259L157 257V256H154L150 253H147L144 255L143 257V261Z\"/></svg>",
  "mask_w": 264,
  "mask_h": 264
},
{
  "label": "water",
  "instance_id": "water-1",
  "mask_svg": "<svg viewBox=\"0 0 264 264\" xmlns=\"http://www.w3.org/2000/svg\"><path fill=\"white\" fill-rule=\"evenodd\" d=\"M85 13H86V10H85V12L83 13V15H85ZM29 66L31 67V65L29 64Z\"/></svg>",
  "mask_w": 264,
  "mask_h": 264
}]
</instances>
